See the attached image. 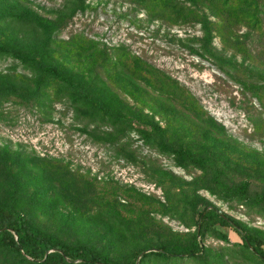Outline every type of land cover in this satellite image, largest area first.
<instances>
[{
	"label": "rangeland",
	"instance_id": "obj_1",
	"mask_svg": "<svg viewBox=\"0 0 264 264\" xmlns=\"http://www.w3.org/2000/svg\"><path fill=\"white\" fill-rule=\"evenodd\" d=\"M0 43L82 80L123 117L76 105L65 87L0 54V205L113 262L148 248L136 262L264 264L218 226L198 257L146 255L188 245L204 205L264 244L255 201L264 193V0H0ZM155 124L170 143L215 159L230 182L247 181L250 196L207 190L201 169L158 151ZM0 264L27 263L0 247Z\"/></svg>",
	"mask_w": 264,
	"mask_h": 264
},
{
	"label": "trees",
	"instance_id": "obj_2",
	"mask_svg": "<svg viewBox=\"0 0 264 264\" xmlns=\"http://www.w3.org/2000/svg\"><path fill=\"white\" fill-rule=\"evenodd\" d=\"M227 1L228 0H226V2ZM18 18L20 19V16H18ZM22 19L33 22L35 26L42 31L43 35L47 36L49 34L48 26L40 22L34 13L26 11ZM207 34L206 40L209 41L211 37L209 33ZM0 54L11 55L22 64L32 66L35 73L41 74L46 80L56 82L65 87L68 92L75 94V96L72 97V101L76 105L91 108L96 112H102L116 119V124L120 122L123 123V117L115 115L98 94L91 93L82 80L69 75L58 66L45 65L37 62L31 57H24L1 43ZM36 86V90L39 91L45 85L42 82H38ZM151 128L153 142L158 151L162 154L174 156L178 166L189 164L201 169L204 176L207 178V183L205 185L207 190L222 197L250 196V184L247 181L240 184L230 182L226 173L218 167L215 159L204 155H196L184 145L170 143L165 129L160 125L155 124ZM255 201L264 205V193L256 195ZM197 216L196 233L188 245L171 247L159 246L156 249H152L151 252L146 255L165 260L171 258L187 259L198 257L202 252L200 240L214 226H218L232 229L243 241V246L251 249L264 263L263 242L258 237L246 232L235 219L220 213L218 210L208 205H204L197 213ZM223 238L226 237L224 236ZM0 247L23 258L27 264H140L141 261L136 262V258L141 256L140 254L142 252L150 250L148 248L142 249L141 251L127 256L122 262H113L106 256L97 253L88 245H68L50 234L37 230L29 223L23 214L11 207L2 205H0ZM142 258L143 256H141L140 260Z\"/></svg>",
	"mask_w": 264,
	"mask_h": 264
},
{
	"label": "water",
	"instance_id": "obj_3",
	"mask_svg": "<svg viewBox=\"0 0 264 264\" xmlns=\"http://www.w3.org/2000/svg\"><path fill=\"white\" fill-rule=\"evenodd\" d=\"M154 251H156V250H154Z\"/></svg>",
	"mask_w": 264,
	"mask_h": 264
}]
</instances>
